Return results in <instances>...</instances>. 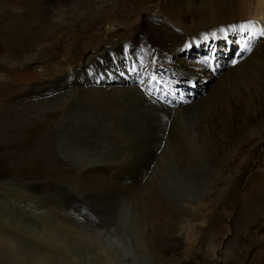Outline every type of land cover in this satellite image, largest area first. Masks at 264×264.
Masks as SVG:
<instances>
[{
	"label": "rangeland",
	"instance_id": "obj_1",
	"mask_svg": "<svg viewBox=\"0 0 264 264\" xmlns=\"http://www.w3.org/2000/svg\"><path fill=\"white\" fill-rule=\"evenodd\" d=\"M42 3L43 0H37L31 7L27 0H0V247H3L0 264H22L17 259L28 253L26 243L19 252L8 248L7 241L15 236L20 242L19 238L31 240L41 233L46 235L49 229L46 225L54 222L50 214L54 213L61 220L67 217L69 223L78 224L73 216L67 215L72 213L57 211L67 202L74 204L80 217L78 220H84L88 223L86 227L91 228L79 231L85 238L118 235L124 230L132 240L143 242L145 239L149 247L144 251V258L146 254L152 263L161 262L160 255L175 246L172 264H248L254 244L262 240L258 232H244L242 228L247 221L241 200L245 188L243 186L240 192L235 181L234 187H226L228 194L236 190L229 202L227 194L212 188L213 181L218 179V171L208 163V169L197 174V184L191 185L194 195L199 192L202 201L197 206L200 217L191 220L194 228L187 235L186 248H178L180 238H173L175 226L189 214L183 199L188 195L182 182L185 172L182 163V168L177 167L179 156L175 154V146L180 144L175 111L169 117L161 107H147L125 117L124 111L120 115L110 103L98 101L95 94L88 92L93 87L134 84L140 78V60L133 57L134 50L138 49L134 41L119 44L121 36L118 35L113 38L112 45L105 47L104 53L95 42L73 45L75 39L79 42L81 28L97 19L98 12L110 4V0H49ZM139 8L130 11L143 14V17L154 15L156 11ZM32 12L40 18L26 22V29L3 36L2 33H6L18 17L25 16L26 19ZM107 31L108 27L102 26V34ZM209 39L190 42L178 55L186 58V62L203 65L201 69H178L173 62H165V56L154 62L158 68L155 76L161 75L156 80L176 89L177 93L169 92L155 82L149 85L151 88L144 87V91L161 103L160 106L174 108L173 102L180 98L184 100L180 105H186L189 100L201 96L229 62L235 60L239 50L235 44L220 43L209 47ZM100 53L98 64L87 67L86 59ZM129 62V66L124 65ZM78 71L82 74L88 71L85 81L98 82L99 86L80 85L84 87L82 96L52 97L51 90L42 92L43 88H49L52 79ZM197 71L201 74L194 78ZM153 86L159 88L160 93L155 92ZM165 92L167 95L163 99ZM93 98L95 100H91ZM134 109L131 107L127 113L131 114ZM253 161H248L244 168L249 176L256 172ZM259 170L264 171V161ZM116 171L121 173L122 179L111 177ZM152 211L156 215L159 212L162 218ZM79 215H83V219ZM53 224L56 227L58 223ZM181 227L185 224L179 227V232H185ZM138 250L139 247H134L130 253Z\"/></svg>",
	"mask_w": 264,
	"mask_h": 264
},
{
	"label": "bare ground",
	"instance_id": "obj_2",
	"mask_svg": "<svg viewBox=\"0 0 264 264\" xmlns=\"http://www.w3.org/2000/svg\"><path fill=\"white\" fill-rule=\"evenodd\" d=\"M47 1L49 0H43V3ZM36 2L37 0H27V4L31 7ZM134 7H145L149 12L156 10L154 11V15L157 16L148 15L143 17V14L140 13L133 14L130 10H133ZM98 13L97 19L95 18L94 21L81 28L79 42L75 39L73 45L78 46L80 43L86 44L89 41L95 42L99 46V50L104 53L106 52L105 47L112 45L113 38L118 35L121 36L119 44L127 45L129 42L134 41L138 45V49L134 50L133 57L140 60V78L134 84L127 82L121 85H108V87L100 89L93 87L88 92L95 94V99L110 103L117 113L120 114L121 111H124L123 115L125 117L137 114L138 110H146L145 108L147 107L151 109L161 107L163 109H160L165 111V114L169 115V117L175 111V126L178 135L180 134V141H178L180 144L175 146V154L177 153L176 155L179 156V165L177 167H181L180 164L182 163L183 171L185 172L184 175L182 174L184 176L182 182L188 195L183 199L186 204L184 205L189 210V214L185 216L186 218L184 217L182 222L175 226V237L173 238H180L181 241L178 248H186L189 241L187 235L194 228V226H191L193 224L191 220L194 217H200L197 212V206L200 205L199 202L202 199L199 197V192L194 195L191 185L197 184L198 173H201L204 169H208V165L210 164L213 169H217L218 171V179H216V182L213 181L212 188L218 192L227 194L229 202H232L236 190L228 194L226 187H234L235 181L241 192V188L244 186L245 190H243L244 193L241 200L242 208L247 212V221L242 228L244 232H258L259 238L262 240V242L254 244L252 254L248 255V264H264V171L259 170L264 161V39L259 36V30L264 27V0H110V4L101 8V11ZM39 18L40 16L33 12L26 19L25 16L18 17L17 21L6 30V33L2 34L4 37L9 35V33L15 34L22 29H26L28 25L26 22L38 20ZM248 21L256 22L255 29H253L256 31V35L251 38L250 50H246L244 45L248 41V33L251 30L240 33L239 29L241 23ZM51 22L54 23L53 21ZM102 26L108 27V31L104 34H102ZM232 26H236V31L232 30ZM221 29L227 30V40H225ZM95 30L96 32L94 33ZM213 33H215V36L212 35ZM205 37L207 39L210 38L209 47L220 43L238 45L239 50L237 51V56L234 57L235 62L230 61L231 64L229 62L227 67L221 72L220 77L216 81H212L211 87L208 86L207 90L203 91V94L195 100H189L188 102L186 101V105H180L183 100V98H180L176 102H173L175 108L164 107L165 105L160 106L159 104L161 103L158 104L153 97H150L147 90L144 91V87L151 88L149 85H154L155 82L169 92L177 93V91L162 81L156 80L159 76L161 78V75L155 76L157 66L154 65V62L157 58L165 56L166 60L164 61L167 63L173 62L178 69L192 70L194 67L201 69L203 65L186 62V58L178 57V55L184 46L192 41L195 43L207 40ZM102 53L94 54L87 58V67L98 64V57ZM238 57L240 58L238 59ZM124 65L129 66L130 62ZM126 68H123L122 71ZM195 73L197 75L194 78L198 74H201L198 71ZM88 75V71H85L83 74L82 71H78L73 74L57 77L56 79H52L49 88H43L42 92L49 89L48 92L51 90V93L54 94L52 97L61 95L82 96L84 87L80 85L99 86L98 82H86L85 78ZM208 75H211V73H208ZM153 77H155V80L152 79ZM141 81H144V83H141ZM153 89L155 92L160 93L159 88L155 89V86H153ZM166 95L165 92L162 98L165 99ZM95 104H98V102ZM131 107L135 109L131 114H128L127 112ZM132 130L134 129L130 131ZM145 135L147 137V134ZM197 157L200 158L198 159ZM253 159L255 160L253 161ZM256 160L259 161V163L257 162L258 164L255 163ZM248 161H253L252 166L256 168V172H253L252 176L250 175L251 178L244 171ZM118 172H114L111 177H121V173ZM142 173L144 172L142 171ZM123 177L125 178L126 176ZM140 177L143 176L140 175ZM95 183L93 186H95ZM122 183L124 182L122 181ZM117 187L116 189H118ZM203 196L205 197L206 195L203 194ZM25 201L28 202L27 200ZM59 204L61 205V203ZM73 205L68 202L64 203L57 208V211L60 213H72L73 215H67L75 217H72V219L78 224L69 223L66 219L67 217L61 220L59 219L60 217L52 213L50 216L58 224L56 227H53L54 222L46 225L49 228L46 235L41 233L31 240L19 238L20 242L15 239L17 237L15 236L7 241L9 243L8 248H13L19 252L24 249V243L27 245L28 253L24 257H21L20 260L17 259V262L20 261L22 264H172L174 262L175 246H172L170 249L168 248V251L160 255L161 262L152 263L147 259L146 254V258H144V251L148 250L149 247L148 243L144 241L145 239L143 242L132 240L128 235L124 234L126 233L124 230L122 234L118 235L113 233L107 236L95 235L85 238L80 232H83L82 230L88 231L91 228L86 227L88 223L84 220H78L80 217L76 214L77 210L73 208ZM157 215L155 214V216ZM79 216L82 218L83 215ZM182 223L185 224V227H181L185 231L183 233L179 232L181 231L179 227ZM201 224L204 225L205 222ZM247 228L250 230H247ZM134 247H139V250L131 254L130 249ZM1 250H3V247H0ZM140 254L144 259H141L142 256H138Z\"/></svg>",
	"mask_w": 264,
	"mask_h": 264
},
{
	"label": "snow or ice",
	"instance_id": "obj_3",
	"mask_svg": "<svg viewBox=\"0 0 264 264\" xmlns=\"http://www.w3.org/2000/svg\"><path fill=\"white\" fill-rule=\"evenodd\" d=\"M255 24H256V22L248 21V22L241 23L239 25L240 33H243L246 30H251L248 33V41L244 45V48L246 50H250V41H251V38L256 35V31L253 30V29H255ZM232 30L233 31H236V26H232ZM221 32L224 34L225 40H227V30L226 29H221ZM212 35L215 36V33H213ZM259 36L264 37V27H262L259 30ZM205 39H207V37H205ZM132 70L134 71L135 69H132ZM152 79L155 80V77H153ZM141 83H144V81H141Z\"/></svg>",
	"mask_w": 264,
	"mask_h": 264
}]
</instances>
